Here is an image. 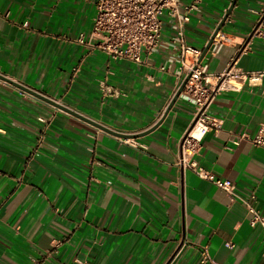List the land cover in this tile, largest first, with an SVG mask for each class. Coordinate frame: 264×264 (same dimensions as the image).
I'll return each mask as SVG.
<instances>
[{"label": "crops", "instance_id": "crops-1", "mask_svg": "<svg viewBox=\"0 0 264 264\" xmlns=\"http://www.w3.org/2000/svg\"><path fill=\"white\" fill-rule=\"evenodd\" d=\"M96 1L0 0V73L141 146L0 79V264H203V247L214 264H264L246 206L177 164L195 103L180 95L139 135L185 77L171 24L143 62L114 59L91 38ZM232 2L202 0L187 44L203 52ZM262 3L236 1L200 59L207 72L264 70ZM102 79L121 95L103 97ZM209 111L222 126L194 158L264 213V146L231 141L264 125V79L216 94Z\"/></svg>", "mask_w": 264, "mask_h": 264}, {"label": "built area", "instance_id": "built-area-1", "mask_svg": "<svg viewBox=\"0 0 264 264\" xmlns=\"http://www.w3.org/2000/svg\"><path fill=\"white\" fill-rule=\"evenodd\" d=\"M202 0H97L91 38L96 40V46L114 59H128L133 62H143V53L155 51L161 41L165 20L172 26L174 36L172 42L179 51L180 68L189 75L181 95L196 105L193 120L182 138V150L177 164L183 169H191L199 177L208 180L222 188L230 200L241 201L251 214L250 224L259 225L262 230V258L264 260V213L253 206L251 200L239 194L236 185L229 179L217 178L210 170L199 164L193 154L201 137L209 130H217L222 126L221 120L209 111L216 94L224 91H238L244 83L258 85L263 82L264 70H241L234 61L222 72L209 73L201 65L202 51L187 44L186 30L193 13L199 8ZM27 25V24H25ZM264 25V0L259 11V20L253 35ZM81 35L79 40L84 41ZM74 72L76 69L74 68ZM184 77V78H185ZM180 80L179 87L184 81ZM103 97H119L121 92L102 79L98 83ZM178 87V88H179ZM49 118L38 119L48 125ZM200 126V135L193 137V131ZM128 144L141 146L132 137L123 138ZM243 140H249L255 146H264V125L254 138L246 132L232 139L234 145ZM233 247L231 242L226 244ZM201 263L214 264L206 247L202 248Z\"/></svg>", "mask_w": 264, "mask_h": 264}, {"label": "water", "instance_id": "water-1", "mask_svg": "<svg viewBox=\"0 0 264 264\" xmlns=\"http://www.w3.org/2000/svg\"><path fill=\"white\" fill-rule=\"evenodd\" d=\"M236 1L237 0H233L232 4L230 5V8H229L228 12H226V14L222 18L220 24L214 30L213 34L211 35L208 43L206 44V46H205V48H204V50H203V52H202V54L200 56V59H201L202 55H204L209 50V48L211 47V45H212L214 39L216 38L217 34L222 29V27H223V25L225 23V20L227 19V17L230 14L231 10L234 8V5H235ZM0 79L4 80V81H6V82H8L10 84H13V85L17 86L18 88H20V89H22V90H24V91L36 96L37 98H40L41 100H43V101L55 106L56 108H58L60 110L66 111V112H68V113H70V114H72V115H74V116H76L78 118L86 120V121L90 122L91 124L95 125L96 127L100 128V129H102V130H104V131H106V132H108L110 134H113V135L118 136V137H123V138L129 137V136H127L126 134H124L122 132H119L117 130H113V129L107 127V126H104V125H102V124H100L98 122H95V121L83 116L79 112H76L75 110H72V109H70L69 107H67V106H65L63 104L56 102L54 99L49 98L45 94H43L41 92H38V91L34 90L33 88H30V87L26 86L25 84H22L20 82H16L15 80H12V79L8 78V77H6L5 75H3L1 73H0ZM188 79H189V75H187L184 78V81L182 82V84L178 88L176 94L174 95L172 101L170 102L169 106L167 107V109H166L165 113L163 114L162 118L150 130H148V131H146L144 133H141L139 135H144V134L149 133L150 131H152L155 127H157L165 119V117L167 116L168 112L171 110V108L174 106L175 102L178 100L179 96L181 95V93H182V91L184 89V86H185L186 82L188 81Z\"/></svg>", "mask_w": 264, "mask_h": 264}, {"label": "bare ground", "instance_id": "bare-ground-1", "mask_svg": "<svg viewBox=\"0 0 264 264\" xmlns=\"http://www.w3.org/2000/svg\"><path fill=\"white\" fill-rule=\"evenodd\" d=\"M200 124L199 125H197V127L194 129V131H193V137L194 138H198L199 137V135H200Z\"/></svg>", "mask_w": 264, "mask_h": 264}]
</instances>
